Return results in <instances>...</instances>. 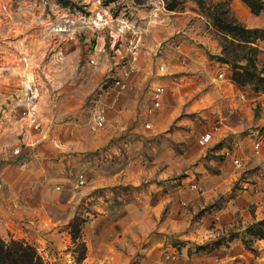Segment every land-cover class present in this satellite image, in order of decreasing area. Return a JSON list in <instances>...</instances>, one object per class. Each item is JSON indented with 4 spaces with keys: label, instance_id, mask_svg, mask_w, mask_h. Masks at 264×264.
Here are the masks:
<instances>
[{
    "label": "rangeland",
    "instance_id": "obj_1",
    "mask_svg": "<svg viewBox=\"0 0 264 264\" xmlns=\"http://www.w3.org/2000/svg\"><path fill=\"white\" fill-rule=\"evenodd\" d=\"M254 4L0 0V237L42 264H264Z\"/></svg>",
    "mask_w": 264,
    "mask_h": 264
},
{
    "label": "trees",
    "instance_id": "obj_2",
    "mask_svg": "<svg viewBox=\"0 0 264 264\" xmlns=\"http://www.w3.org/2000/svg\"><path fill=\"white\" fill-rule=\"evenodd\" d=\"M252 10L258 9L254 4V0H243ZM264 9V8H263ZM223 12H217L214 17V24L217 28L225 29L227 32H237L236 25L226 18L220 17ZM243 28L242 30H244ZM246 30V29H245ZM232 80L240 84L242 78L238 74H233ZM0 264H42L41 258L38 256L34 247L22 241L11 239L6 242L0 237Z\"/></svg>",
    "mask_w": 264,
    "mask_h": 264
},
{
    "label": "built area",
    "instance_id": "obj_3",
    "mask_svg": "<svg viewBox=\"0 0 264 264\" xmlns=\"http://www.w3.org/2000/svg\"><path fill=\"white\" fill-rule=\"evenodd\" d=\"M130 68L133 69L132 63H130ZM162 68H163V66H160V69H162ZM216 77L222 79L224 77V72L223 71L218 72ZM238 92H239L240 97L244 98L243 91L239 90ZM164 93H165L164 87L162 85L158 84V85H154L152 87V89L150 91V98H151V102L153 104V107L157 108L161 105L163 97H164ZM26 115H27L28 124L30 126H32L34 129H38L39 121H38L34 107H31L26 112ZM93 119H94L93 122H94L96 127H102L104 124V121H105V116H104L103 110L102 109L97 110L93 116ZM213 129H217V127L215 126ZM212 138H213L212 131L211 130H205L199 134L197 142L200 145H205V144L209 143L212 140ZM258 146H259V142H256L255 148H257ZM18 151H19V149H16L15 153H18ZM83 181H84L83 179H80L79 180L80 184ZM169 257H170V255L166 254V258H169Z\"/></svg>",
    "mask_w": 264,
    "mask_h": 264
}]
</instances>
